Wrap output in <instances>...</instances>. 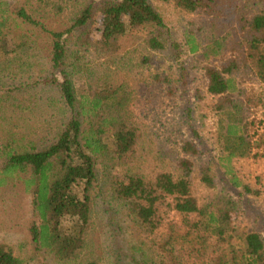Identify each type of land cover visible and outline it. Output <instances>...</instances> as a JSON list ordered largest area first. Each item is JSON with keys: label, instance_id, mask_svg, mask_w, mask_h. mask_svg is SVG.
Returning <instances> with one entry per match:
<instances>
[{"label": "trees", "instance_id": "trees-1", "mask_svg": "<svg viewBox=\"0 0 264 264\" xmlns=\"http://www.w3.org/2000/svg\"><path fill=\"white\" fill-rule=\"evenodd\" d=\"M163 1L202 16L197 31L186 30L185 44L208 63L205 84L217 97L210 107L220 149L215 161L201 166L200 183L215 188L218 175L229 174L232 186L242 190L237 195L217 191L200 201L191 159L160 147L161 141L130 111L136 106L137 84L129 85L126 77L115 83L114 73L101 74L90 65L86 52L104 59L101 69L105 62L124 63L122 39L137 32H144L151 50L171 44L181 53L153 0H93L63 30L48 29L21 8L17 15L50 37L44 73L38 76L32 56L24 53L33 47L28 35L12 47L7 1L0 0V68L11 73L0 76V103L16 115L4 126L6 133H0V187L20 180L30 193L35 217L30 231L37 251H47L63 264H97L84 261L82 254L94 223L95 200L102 193L96 157L112 153L127 169L113 179L112 193L138 228L137 236L128 238L131 264H264V234L241 232L233 220L242 196L253 190L230 175L233 158L253 157L264 146L262 138L256 139L264 123V90L250 89L241 76L249 73L264 85V0ZM37 4L40 12H65V0ZM95 31L99 38L93 37ZM185 109L191 116L196 106L186 104ZM197 146L186 141L182 150L201 155ZM146 160L154 167L148 169ZM171 213L179 219L177 228L159 239ZM0 264L26 260L0 242Z\"/></svg>", "mask_w": 264, "mask_h": 264}, {"label": "rangeland", "instance_id": "rangeland-1", "mask_svg": "<svg viewBox=\"0 0 264 264\" xmlns=\"http://www.w3.org/2000/svg\"><path fill=\"white\" fill-rule=\"evenodd\" d=\"M6 1V21L11 45L13 48L16 47L20 38L28 35L33 47L27 46L24 53L26 56H32L33 71H36L35 75L38 76L44 73L41 67L50 53V37L39 27L25 23V20L17 15L18 11L26 8L34 18L45 23L48 29L63 30L70 26L72 19L93 0H65L63 14L40 12L36 8L37 0ZM153 1L166 17L173 38L181 44V53L171 44L163 50H151L145 43L144 32H137L122 39L121 57L124 63L110 65L105 62L101 69L99 64L104 59L95 52H86L92 61L90 65L97 68L101 74L114 73L115 83L126 77L129 85L137 84L134 92L136 106L130 107V111L144 121L153 137L161 141L160 147L165 146L178 157L191 159L194 163L192 170L194 192L200 201L211 199L217 191L230 192L234 195L242 190V187L232 186L228 181L229 174L218 175L215 188L205 187L199 180L201 166L211 160L215 161L220 149L217 140V118L210 107V104L216 102L217 97L207 92L205 84V66L208 63L200 54L189 52L185 44L186 30L197 31L203 23L202 16L181 11L172 3L163 0ZM93 37L99 38L100 33L95 31ZM4 74L11 73L0 68V76ZM241 76L250 89L264 90V85L256 81L251 74L244 72ZM140 80L143 82L137 83ZM42 92L51 94L44 89ZM186 104L196 106V111L191 116L185 109ZM6 110L7 107L0 103L1 134L6 133L4 126L8 125L10 119H16V115L12 116ZM260 138L264 141V123L256 137ZM186 141L197 144L201 155L184 154L182 146ZM254 152L256 154L253 157L233 158L230 162L232 166L230 175L234 173L238 180L250 185L253 190L242 196L241 208L234 213L233 220L241 232L258 230L264 234L263 144ZM96 160L102 193L95 200L94 223L82 258L84 261L94 260L97 264H131L132 251L128 238L137 236L138 228L135 227L134 220L124 203L114 197L111 189L113 179L126 174L127 169L114 159L112 153L100 154ZM146 163L150 166L148 169L154 167V164L150 165L147 160ZM170 215L162 230L158 232L159 239L167 238L172 226L177 228L174 225L179 221L178 217L174 213ZM34 218L31 195L20 180L11 181L0 187V242L13 247L26 260V264H63L53 254L35 249L30 231ZM235 243L238 246L243 245L239 239Z\"/></svg>", "mask_w": 264, "mask_h": 264}]
</instances>
